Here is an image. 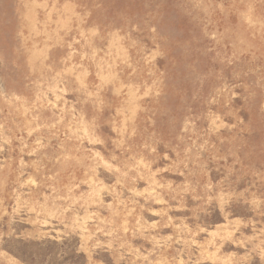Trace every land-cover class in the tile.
<instances>
[{"label": "rangeland", "instance_id": "1", "mask_svg": "<svg viewBox=\"0 0 264 264\" xmlns=\"http://www.w3.org/2000/svg\"><path fill=\"white\" fill-rule=\"evenodd\" d=\"M0 264H264V0H0Z\"/></svg>", "mask_w": 264, "mask_h": 264}]
</instances>
